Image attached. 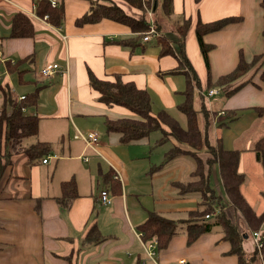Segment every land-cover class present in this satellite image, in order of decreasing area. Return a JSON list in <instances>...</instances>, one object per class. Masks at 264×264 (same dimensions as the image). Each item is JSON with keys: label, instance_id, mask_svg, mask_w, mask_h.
<instances>
[{"label": "crops", "instance_id": "crops-1", "mask_svg": "<svg viewBox=\"0 0 264 264\" xmlns=\"http://www.w3.org/2000/svg\"><path fill=\"white\" fill-rule=\"evenodd\" d=\"M55 1L57 4L60 2ZM262 1L172 0L171 15L176 16V20H191L183 49L192 62L196 75L201 76L200 87H194V90H198L199 100L201 103L203 101L206 110L211 111V130L216 132L215 140L218 138L225 149L240 151L239 172L244 174L241 192L257 214L264 209V199L261 195L264 192V175L260 162L255 159L252 146L254 141L264 134L249 137L244 149L237 148L234 144L254 122L264 116V92L258 85L249 83L226 96L227 88L213 86L217 93L205 100L201 93L206 90L208 74L205 64L196 55L197 48L199 54L200 50L194 34V25L197 19L207 22L227 16L240 18L203 36L206 43L213 45L208 53V62L209 76L211 81H214L218 76L233 69L239 55L250 60L262 51ZM37 2L38 0H0V83L11 89L17 99L40 86L35 106L24 109L26 113L36 114L39 118L38 134L25 143L41 140L47 142L51 146L48 154L55 160L54 167L48 168L49 159L45 163L41 161L46 166H39L37 164L41 162H31L23 153L27 163H23V173L14 176L18 178L24 174L30 185L23 191L16 189L7 193L9 182L4 178L5 173L12 169L14 158L20 157L17 155L21 152L11 156V163L0 180L1 183L4 179L0 185V264H181L180 261L184 264H237L236 257L228 254L230 247L221 239L219 226H214L211 231L188 242L185 226L181 225L165 247L159 248L156 245L153 258L148 257L142 243L148 244L153 238L145 240L142 236L138 237L136 226L146 218L148 211H155L172 219L185 218L187 212L196 207L197 201L194 206L185 205V209L179 214L165 204L169 198L166 188L168 184L175 188V181L186 182L190 179L171 180L170 176L160 178L161 175L165 176L162 172L163 166L160 165L162 162L156 165L150 157L148 172L151 177L144 181L142 190L137 187V182L128 168L132 158H123L120 149L123 145L144 147L149 144V137L122 144L116 134L105 132V120L124 117L130 115V112L125 107L99 102L97 92L88 84V69L102 79L110 80L118 74L124 81H132L136 87L149 90L151 106L153 107L156 101L161 105L155 111L151 107L153 114L160 110L170 114L169 111L177 109V104L183 101L182 91L185 87V77L182 74L167 73L177 65V58L172 55L159 56L158 46L156 49L148 48L147 43L152 39L146 42L139 39L140 44L133 48L119 45L115 39L129 37L134 33L132 34L125 25L109 19L77 25L75 20L89 10L90 0H62L63 12L57 25L50 23L48 17L37 15ZM49 2L51 4V0ZM154 2L159 5L161 0ZM17 12L23 13L31 20V37L9 36L12 17ZM155 12L159 13L157 10ZM166 22L165 25L163 21L161 26L163 33L169 25V20ZM53 35L60 40H56ZM191 54H194L193 60L190 58ZM19 59L23 60L20 65V69L24 70L23 84L18 83L16 73L9 72L5 66L7 60L14 62ZM50 62L58 64V71L49 77H41L40 67ZM26 64L35 66L29 69L25 67ZM178 75H182L184 80H178ZM16 85H32L33 88L19 92ZM221 89L223 96L218 100L216 96ZM173 93L179 101L173 99ZM248 108L250 109L247 110ZM221 109L228 110L232 115L229 121L226 114L216 115ZM225 121L227 122L219 125ZM2 130L3 127L0 126V132ZM76 131L97 132L98 142L94 149L84 141L72 138ZM156 140L152 146L148 145V152L151 148L162 145L155 144ZM166 143H170L171 147L179 145L171 138L163 144ZM179 156L183 155L172 157L168 162L175 161ZM199 156H206V153L199 152ZM164 161L167 162V158ZM94 163L98 176V180H94L97 185L96 192L91 194L90 190L89 194L82 193L79 175L83 172L92 174ZM111 169L119 179L121 193L111 194L110 202L101 204L98 194L105 188L103 174ZM205 172L209 183L221 193L222 185L217 166L213 164ZM212 176L213 181L210 180ZM72 177L77 183L78 196L63 205L64 203L57 200L61 193L60 182ZM251 179L258 180L255 183L257 188H252V194L256 202H260L258 195L262 198L259 209L255 208L245 188L252 182ZM149 185L148 192L152 197H156L158 203L145 207L139 201L138 195L147 190ZM16 187L19 188L20 185L17 184ZM177 194L181 195L178 190ZM183 195L185 194L181 196ZM97 205L103 206L102 210L91 218L90 215ZM224 208L229 214L231 207L226 202ZM240 221L242 222L241 218ZM92 222L101 234L106 236L100 243L84 241L85 232ZM238 225L241 226V223ZM243 245L247 252L252 249L249 239H246Z\"/></svg>", "mask_w": 264, "mask_h": 264}, {"label": "trees", "instance_id": "trees-1", "mask_svg": "<svg viewBox=\"0 0 264 264\" xmlns=\"http://www.w3.org/2000/svg\"><path fill=\"white\" fill-rule=\"evenodd\" d=\"M59 1L56 6H51L49 0H38L35 12L39 16L47 15L50 23L57 25L63 12L62 0ZM195 1L198 2L199 0ZM153 2L154 0H90L89 10L77 18L75 23L80 25L109 19L123 24L134 35L120 37L114 41L121 46L133 48L140 44L139 39H142L151 26L145 12H143V5L150 7L152 13L157 10L162 18L164 16L169 17L173 13L172 0H161V3L158 5L157 2L155 7ZM127 6L140 11V16L136 13L126 12L124 7ZM261 8L263 10L262 51L250 60L239 55L233 69L218 76L214 81H211L209 76L208 62V53L213 45L206 43L203 36L206 33L221 29L228 23L238 21L240 18L227 16L207 22L197 19L194 25V34L208 74L205 89H210L213 86L225 87L227 88L225 95L229 96L236 89L251 83L261 87L264 92V0L261 2ZM181 21L177 25L176 34L173 38H168L163 31L159 30L161 25L155 19L152 25L159 30V35L156 34L153 38L159 47L158 55H172L177 58V65L168 70L167 73H179L185 77V87L182 91L183 101L177 104L178 111L185 118L184 126L165 110L153 114L148 90L136 87L132 81H124L118 74L109 80L98 78L90 69L87 70L88 84L97 92L99 102L109 106L125 107L130 112V115L124 117L105 120V132L116 134L118 141L122 144L148 138L151 133L159 132L160 137L155 144H163L171 137L187 147L186 149H179L176 148L177 146H172L167 153V160L180 154H187L193 157L196 162L189 181L173 182L181 195L188 192L200 193L201 199L199 203L197 202L196 207L189 210L185 218L179 219H172L155 211H148L146 218L136 226V229L142 233L141 235L145 240L156 239L157 247L163 248L181 225L185 226L188 242L211 231L214 226H219L222 232L221 239L226 241L230 247L228 254L236 257L237 264H264V229L260 227L264 221V209L257 214L241 192L240 187L244 181V174L239 172L240 151L238 149H225L218 138L214 144L210 143L211 120L203 101L200 102L198 108L195 106L194 87H200L199 80L191 65L192 62L187 58L183 49L191 20L182 18ZM32 35L33 26L29 17L21 12L15 13L12 17L9 36L18 38L31 37ZM22 63L23 60L20 59L14 62L8 60L5 62L6 69L11 73H16L20 84L24 83L22 78L24 70L20 69ZM39 88L40 86L27 93L24 99L18 100L14 98L11 89L0 83V106L2 109L0 126L3 127L0 132V180L7 166L10 165L11 156L14 153H24L31 162H37L42 161L44 156L51 151L50 144L42 142V140L25 143L26 139L38 134L39 118L36 114H28L22 109L26 110V108L35 106ZM202 99L204 100V98ZM262 110L264 111L263 107ZM224 111L227 116L226 119L229 121L232 115L228 110ZM227 121L220 122L219 125ZM205 149H207L206 156L202 158L199 156V152ZM252 150L255 159L261 164L264 175V135L254 141ZM213 164L217 166L222 185L221 193L217 192L209 183L205 172ZM103 177L105 181V188L103 189H106L110 193L109 195L121 193L120 182L114 170L107 171ZM60 189L61 193L57 200L64 203L63 205L78 196L77 183L73 177L61 181ZM261 195L264 199V192ZM225 202L233 209L232 212L241 218L244 228L239 226L238 222L226 212ZM206 215L209 217L207 218ZM256 230H259L260 246L259 248L252 246V249L247 252L243 242L249 237L251 231ZM105 239L106 236H103L95 223L92 222L85 232L84 241L100 243Z\"/></svg>", "mask_w": 264, "mask_h": 264}, {"label": "rangeland", "instance_id": "rangeland-1", "mask_svg": "<svg viewBox=\"0 0 264 264\" xmlns=\"http://www.w3.org/2000/svg\"><path fill=\"white\" fill-rule=\"evenodd\" d=\"M122 3V2H121ZM120 3V4H121ZM154 4V2H153ZM128 7V6H127ZM144 9H143V12H145L146 14V17L147 19L149 20V23L153 24L154 22V19L155 21H158L159 24L162 26V23L164 21V24L166 25L167 22L166 20H169V25H168V28L167 30L165 31V34L166 36L169 37H173L174 36V33H175V30L177 28V25L180 24L182 21L181 18H178V20H176V16H169V17H166L164 16V18H162L159 13H152V9L148 6H144ZM134 8H131V6H129L128 8H125L124 7V10L126 12H131V14H138V16H140V11H136L135 9L133 10ZM178 22V23H177ZM177 23V24H176ZM160 26V27H161ZM154 27V26H153ZM155 32L157 33V36L159 35V30L161 31H164L163 30V27H161L159 30L156 29V27L154 28ZM149 32V30H148ZM147 32V33H148ZM144 34V35H147ZM55 36V35H53ZM161 37V36H160ZM56 40H60L58 39L56 36H55ZM154 36L151 37V41L148 42V48L151 47V49H156V43H155V40H153ZM187 38V36H186ZM186 38H185V41H186ZM143 41V40H142ZM148 41V40H147ZM145 42V41H144ZM173 45H175V43L173 42ZM196 48H197V45H196ZM177 50V49H176ZM196 55H198L199 57V60L204 64V60H203V57H202V54L198 52V48H197V53ZM190 57V56H189ZM192 60L194 59V54H191V57H190ZM4 62V61H2ZM35 66V64H26L25 67L29 68V69H33ZM205 66V65H204ZM170 76V75H169ZM200 74L197 75V78L198 80L200 79ZM14 78V76H13ZM176 78V76L174 77ZM179 78L178 80L183 79V76L182 75H178ZM204 78L202 77V84L204 83ZM47 82V81H46ZM50 84V83H48ZM16 90H18L19 92H26V91H30V89L33 88L32 85H27V86H17L16 85ZM213 88V87H211ZM222 90V89H221ZM220 90V93L216 96V98L218 100H220V98L223 96V90L221 91ZM149 91V90H148ZM153 93V92H151ZM175 94H178V93H175ZM179 96H181V94H178ZM194 95H195V106L198 108L199 107V94H198V90L195 89L194 90ZM173 99L175 101H179L177 99L179 98H176V96L174 95L173 93ZM207 100V99H205ZM217 101V100H216ZM160 104L156 102H154V105L152 107V109L155 111V110H158L157 108L159 107ZM161 106V105H160ZM250 108H248L247 110H249ZM2 111L1 109V106H0V112ZM219 111H223L224 114L221 115V114H218ZM26 112V111H25ZM170 114H172L176 119H178V121L180 122V124H182V126L185 125V118L184 116L176 109L174 108L173 110H170L169 111ZM209 117H210V120H212L211 118L213 117L211 115V111L209 112ZM217 116H224L225 115V111L223 109L221 110H218L217 113H216ZM216 116V117H217ZM215 117V118H216ZM214 118V121H216ZM215 131L214 129L211 130L210 132V143L211 144H214L215 142ZM264 134V116H262L260 119H258L256 122H254L235 142L234 146L237 147V148H242L244 149V145H245V142L246 140L249 138V137H259L260 135ZM160 136V133L159 132H154V133H151V135L149 136V144H146L144 147H133V146H129V145H123L120 149V154L123 158H129L131 157L132 160L128 163L129 166L128 168L130 169L131 171V176L134 177V179L136 180L137 184L136 186L139 187L141 190L143 189L144 187V181H148V179L151 177V174L150 172H148V168H149V161H148V158L151 157V160L154 161L156 163V165L161 164L163 166V171L165 176L161 175L160 178H163V177H171V180H176V179H183V180H189L191 177H190V173L195 169V162L194 160L192 159L191 156L187 155V154H181L183 156H179L175 159V161H169L167 160V162H165L164 160L167 158V151L169 149V147H171V144L170 143H166V144H162L160 146H156V147H153L151 148V150L148 152V145H151L153 144V142ZM35 138L34 136L32 137H29L28 139L25 140V142H28L29 140ZM171 138V137H169ZM174 142L178 143L174 138H171ZM179 147L177 145H174V146H177L176 148H179V149H186L187 147L183 144H180L178 143ZM133 148H136V150H134ZM200 152H207V149L205 150H201ZM16 156V155H15ZM17 156H20V157H15L14 160H13V167H11L12 169H10V171L8 170L6 173H5V176L4 178L6 180H8L9 183H7L8 185V189H7V193H9L10 191H14L16 189H19L20 191H23L25 189H27V187H29L30 183L26 180V176L24 174H22L23 176L22 177H18L16 178L14 175H17V174H20V173H23V163H27V160H26V157L24 156L23 153H18ZM136 156V157H135ZM135 157V158H133ZM205 156H202V158H204ZM45 158L49 159V163H48V168H52L54 167V160L55 158H53L52 156H50L49 154L45 155ZM60 161V160H59ZM41 162V161H39ZM37 165L39 166H42V162L41 163H38ZM43 166H46V165H43ZM95 163H94V172L91 174L89 172H83L79 175V180H80V191L82 193H85V194H89L90 190H91V194H95L96 192V188H97V185L96 183H94V180H98V176L96 174V170H95ZM38 175V174H37ZM214 177L212 176L210 178L211 181H213ZM252 182L249 183L248 185H246V191H247V195H249V199L253 202V205L255 206V208L259 209L260 206L262 205V198L260 195H258V198H260V202H256V198L255 196L252 194L253 191H252V188H257L255 187V183L258 182V180L256 179H251ZM2 182H4V179L1 181L0 185L2 184ZM138 183H140V186H138ZM19 184L20 187L17 188L16 185ZM149 188H150V185L148 186L147 190L143 191L142 193H140L138 195L139 197V201L145 206V207H148L149 205H151V203H153V205L155 206V204L158 203L156 197H152L150 194H149ZM215 188V187H214ZM167 191H168V194H169V198H168V202L165 203L167 204V206L170 208V209H175V211H178V213L180 214L181 211L183 209H185V205H192L194 206L196 201L199 202L201 197H200V193L199 192H189V193H186L185 195L181 196V195H178L177 194V189L174 188L172 185L168 184L167 186ZM249 192L251 194H249ZM259 205V206H258ZM102 207L103 206H99L97 205L96 208H95V211L91 213L90 217L93 218L96 214V212L98 211H101L102 210ZM217 209V207H216ZM231 210H233L231 208ZM231 210L229 211V214L233 217V219H235L239 224L241 223V226H243L242 228H244V224L243 222L240 221V217L239 216H236L235 213L232 214ZM174 211V210H172ZM209 217V216H208ZM184 228V226H183ZM179 229V228H178ZM262 229H264V223H263V227ZM242 230V229H241ZM252 231L250 232V235L249 237H247L246 239H249V243L252 245V246H255L256 248H258L256 246V244L253 242V239H252ZM181 262V261H180ZM181 263H184V262H181Z\"/></svg>", "mask_w": 264, "mask_h": 264}, {"label": "built area", "instance_id": "built-area-1", "mask_svg": "<svg viewBox=\"0 0 264 264\" xmlns=\"http://www.w3.org/2000/svg\"><path fill=\"white\" fill-rule=\"evenodd\" d=\"M51 4H52V6H56L57 2L55 0H51ZM43 18H47V15H44ZM156 34L157 33L155 32L154 27L151 24L149 32L147 33V35H144L142 37V40L143 41L150 40L151 37L155 36ZM58 69H59V66L56 63H51V62L45 63L40 67L39 73H40L41 77H49V76L53 75L54 73H56L58 71ZM216 93H217V91L214 88H210V89H206V90L202 91L201 95L205 99H209L211 96L215 95ZM19 97L20 98H18V100H22L25 98V95H22ZM22 110H24V108ZM218 114L223 115L224 112L219 111ZM72 138H76V139H80V140L84 141V143L92 149H94V147L96 146V144L98 142L97 132H94V131H89V132L76 131ZM42 162L43 163L47 162V158H43ZM98 201L102 204H108L110 202V195L106 189L100 190V193L98 194ZM206 217H208V215H206ZM141 234L142 233L138 232L136 235L141 238V236H142ZM251 234H252L253 242L259 248V246H260L259 230L252 231ZM142 245H143L148 257L153 258L154 254H155L154 248L157 245L156 239L151 240L148 244H145L143 242ZM181 264H184V263H181Z\"/></svg>", "mask_w": 264, "mask_h": 264}, {"label": "water", "instance_id": "water-1", "mask_svg": "<svg viewBox=\"0 0 264 264\" xmlns=\"http://www.w3.org/2000/svg\"><path fill=\"white\" fill-rule=\"evenodd\" d=\"M155 4H156V2H154V7H155Z\"/></svg>", "mask_w": 264, "mask_h": 264}]
</instances>
